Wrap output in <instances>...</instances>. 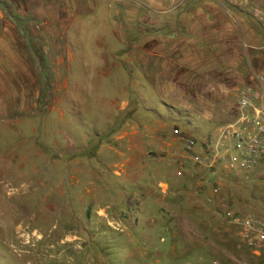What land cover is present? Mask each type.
Listing matches in <instances>:
<instances>
[{"label": "rangeland", "instance_id": "374dc122", "mask_svg": "<svg viewBox=\"0 0 264 264\" xmlns=\"http://www.w3.org/2000/svg\"><path fill=\"white\" fill-rule=\"evenodd\" d=\"M52 1H15L7 12L0 264H85L88 253L92 264H120L126 241L155 264H198V244L192 252L184 243L198 234V176L209 175L183 142L234 118L264 54V2ZM215 174L220 218L229 210L264 224V178L223 164ZM141 203L166 214L175 243L150 228L161 219L130 216ZM117 220H128L130 239ZM145 228L147 249L132 232Z\"/></svg>", "mask_w": 264, "mask_h": 264}, {"label": "crops", "instance_id": "0c3cea01", "mask_svg": "<svg viewBox=\"0 0 264 264\" xmlns=\"http://www.w3.org/2000/svg\"><path fill=\"white\" fill-rule=\"evenodd\" d=\"M15 1L33 2L34 0H0V51L3 53L7 52V55L12 49L10 15H7V12L10 11L11 2ZM36 1L40 3L43 2V0ZM44 1L53 2L52 0ZM246 1L250 2L251 0ZM262 1L264 2V0ZM54 2L58 3L59 0H54ZM261 20H264V18H261ZM262 24L264 25V21ZM258 59V62L260 63L258 66H254L253 75L250 77L249 85H255L254 74L261 70L264 66V54L260 55ZM207 174L209 175L207 178L205 174L198 176V234L194 238L189 237V240H185V250H191L194 252V249L198 244V256L196 255L198 258V264H264V254L253 250L244 240L241 239L240 227L230 221L227 216H224V219L220 218L216 208L219 209L220 206V208L224 209L225 205L221 204L217 206V203L214 202L216 201L213 197L214 193L212 194L213 191H211L212 187L218 184L217 174ZM255 175H261L260 177L264 178V169L259 171V173H254V176ZM209 177L212 178L210 182H208ZM172 209V206L168 204L166 210L171 211ZM130 211L132 212L130 216L132 217L136 215L138 217V221H142V223H148V220H150V222H155V219L157 220V218L161 219L162 224L160 226L153 225L150 228H153L154 226H156V228L160 227V231L168 232L172 236L174 243L176 242V239L178 238L176 236V231L172 230L170 219L166 218V214L164 212H160L159 210L160 216L149 213L151 211L147 212L146 205H144V203H141L137 209L136 207H131ZM127 221L117 220L114 222L115 225L120 227V233L124 234L127 239H130L129 222ZM107 223L110 224L111 221L107 220ZM132 232L137 235V242L140 246L147 249L149 247V243L147 242L148 233L146 228L140 235L136 232V230H132ZM193 239H195V241ZM191 241H194L195 243H192ZM126 242L128 243L130 250L125 251V253L122 254L120 257V264H155V262L158 261L153 252H149L146 249V251H144L143 249H140L139 246L132 249L130 247V242ZM173 245L166 253L169 256H175L177 254L176 247ZM157 255L163 256V254ZM101 259L103 260V258L100 257V260ZM91 260L92 258L90 253L84 254L85 264H92ZM98 264L106 263L99 262Z\"/></svg>", "mask_w": 264, "mask_h": 264}, {"label": "built area", "instance_id": "2783aa9c", "mask_svg": "<svg viewBox=\"0 0 264 264\" xmlns=\"http://www.w3.org/2000/svg\"><path fill=\"white\" fill-rule=\"evenodd\" d=\"M254 83L240 90L234 118L220 126L212 137L198 143L190 139L183 142L191 161L211 175L219 164L235 175H250L264 169V66L254 74ZM212 191L217 193L218 187H212ZM226 216L240 227L241 239L264 254V224L229 210Z\"/></svg>", "mask_w": 264, "mask_h": 264}]
</instances>
